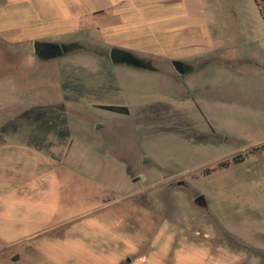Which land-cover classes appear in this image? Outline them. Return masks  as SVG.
Here are the masks:
<instances>
[{"label":"rangeland","instance_id":"1","mask_svg":"<svg viewBox=\"0 0 264 264\" xmlns=\"http://www.w3.org/2000/svg\"><path fill=\"white\" fill-rule=\"evenodd\" d=\"M20 1L0 0V12ZM260 9L254 0L191 3L189 38L170 51L185 74L147 48L133 54L154 70L112 63L95 32L77 35L85 48L51 59L37 57L32 40L9 38L17 32H0L3 137L66 156L99 185L95 213L121 221L108 231L124 239L109 233L117 264H264ZM235 154L243 159L217 165Z\"/></svg>","mask_w":264,"mask_h":264},{"label":"crops","instance_id":"2","mask_svg":"<svg viewBox=\"0 0 264 264\" xmlns=\"http://www.w3.org/2000/svg\"><path fill=\"white\" fill-rule=\"evenodd\" d=\"M191 3L196 0H21L0 12V32L74 44L88 43L77 40L80 32H95L109 49L147 48L180 60L170 51L189 38ZM5 133L0 131V257L17 254L14 261L23 257L24 264H117L118 241L109 233L124 239L108 231L121 221L95 213L102 206L99 185L68 166L66 156L58 159L53 150Z\"/></svg>","mask_w":264,"mask_h":264},{"label":"water","instance_id":"3","mask_svg":"<svg viewBox=\"0 0 264 264\" xmlns=\"http://www.w3.org/2000/svg\"><path fill=\"white\" fill-rule=\"evenodd\" d=\"M32 46L34 54L43 59H51L67 52L65 43L36 39L32 42ZM108 56L112 63H123L136 68H149L148 62H145L142 58L134 55L132 52L119 47L110 48ZM171 64L179 74H185L187 72L186 63L183 61L174 59L171 61ZM200 199L201 197H198V200ZM17 258V254L12 256V260H16Z\"/></svg>","mask_w":264,"mask_h":264},{"label":"trees","instance_id":"4","mask_svg":"<svg viewBox=\"0 0 264 264\" xmlns=\"http://www.w3.org/2000/svg\"><path fill=\"white\" fill-rule=\"evenodd\" d=\"M254 1H255L256 4L259 6V8H261L260 10H262V11H263V14H264V8L260 5L259 2H257L256 0H254ZM66 45H69V47H70L68 50L71 49V46H72V45H75L74 48H85L84 45L77 44V43H76V44H74V43H68V44H66ZM13 63H14L13 65H15V67H16L15 62H13ZM148 69H152V70H154L155 67H153V66H149ZM11 72H12V70H9V71H8V73H11ZM100 107L103 108V109H106V110L117 111V112H121V113H126V112H128V109H127L126 106H120V105H100ZM261 148H262V145H261V146H258V147H252V148H250V150H249L248 152L257 151V150H260ZM242 159H243V155H242V154H235V155H233V156L231 157L230 160H228V159H224V160H222V161H219V162L217 163V165L220 166V167H224V166H227V165L229 164L230 161H232L233 163H237V162L241 161Z\"/></svg>","mask_w":264,"mask_h":264},{"label":"flooded vegetation","instance_id":"5","mask_svg":"<svg viewBox=\"0 0 264 264\" xmlns=\"http://www.w3.org/2000/svg\"><path fill=\"white\" fill-rule=\"evenodd\" d=\"M65 44H68V43H65ZM66 48H67V52H69V50H68L70 48L69 45H66ZM186 67H187V70H188L189 69V66L187 64H186Z\"/></svg>","mask_w":264,"mask_h":264}]
</instances>
